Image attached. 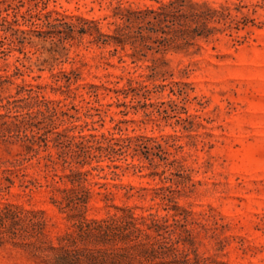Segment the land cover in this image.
<instances>
[{
  "label": "rangeland",
  "instance_id": "rangeland-1",
  "mask_svg": "<svg viewBox=\"0 0 264 264\" xmlns=\"http://www.w3.org/2000/svg\"><path fill=\"white\" fill-rule=\"evenodd\" d=\"M179 1L0 0V264H264V0L188 44L138 14Z\"/></svg>",
  "mask_w": 264,
  "mask_h": 264
},
{
  "label": "trees",
  "instance_id": "trees-1",
  "mask_svg": "<svg viewBox=\"0 0 264 264\" xmlns=\"http://www.w3.org/2000/svg\"><path fill=\"white\" fill-rule=\"evenodd\" d=\"M180 5L178 7H172L173 3H171L168 6H162L159 8L158 11L153 10H147L145 13H142V11L138 12L140 16L143 15V21L145 22V25L149 28V31L151 32H157V30L154 29V27H160L162 24H164L165 28L168 29V32H165L163 28H160V31L163 34H169L172 33L171 41L173 40H179L183 42V44H188L190 40H193L196 37H208L213 31L214 28H209L207 26L208 22L216 17V21L219 23L222 20H225L226 18H229L231 14L229 13V8L225 7L222 9V11L218 12L215 10L210 9L209 7L205 6V10H199L194 5H191L192 11L189 13H186L184 11V0L179 1ZM147 15H153L152 21H146L145 18ZM78 23H68L64 21V19H53V21H47L43 26H45L48 29L54 30L57 32V34H63L64 37L61 39L68 40V39H74V35L77 34L79 36H82L86 33H89V35H92L89 30L85 29L82 24H88L93 22H87L80 19H77ZM129 21V20H127ZM2 22L6 24L11 30L12 23L7 21L6 18H2ZM83 22V23H82ZM15 23V22H13ZM79 24V25H78ZM31 25H37V24H31ZM193 25V26H192ZM126 30H130L129 26H125ZM94 30L96 32V36H94V39L90 42H95L97 44L106 45L107 40L106 38H110V36L104 35L100 33L97 28L94 27ZM123 30V29H122ZM121 29L119 31H122ZM145 28L143 26H138V30L136 34L143 39V32ZM15 33H20L22 35H25L27 32L25 30H13ZM130 33V32H129ZM129 33H127L129 35ZM3 39H7L6 36L3 37ZM118 43L123 42L122 40H119L118 38H114ZM23 38H17V41L19 43L22 42ZM163 40L168 41V39L164 38ZM170 40V39H169ZM14 43L13 40L9 41V45H12ZM9 49V48H8ZM1 53H5V50H2ZM61 77L64 79L66 86L68 87L70 84V77L67 73L61 72ZM56 78V82L60 81V78L58 76H54ZM60 88V87H58ZM70 92V91H69ZM56 137L58 140L59 137H61L60 133H56ZM80 138L83 140L85 139L84 136H80ZM82 144V143H80ZM28 151H31V148H27ZM87 157H95V156H87ZM64 163H68L66 160H64ZM83 174H88V172H85ZM55 203V201H53ZM93 223H96L93 221ZM96 238L100 241H107L110 238V235L107 231V229L102 230L101 227L98 225ZM64 256L60 259V261L63 264H77L78 263V253L77 251H64Z\"/></svg>",
  "mask_w": 264,
  "mask_h": 264
}]
</instances>
